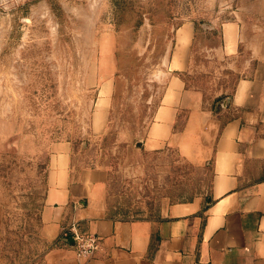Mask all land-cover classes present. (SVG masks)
I'll return each mask as SVG.
<instances>
[{
  "label": "rangeland",
  "instance_id": "374dc122",
  "mask_svg": "<svg viewBox=\"0 0 264 264\" xmlns=\"http://www.w3.org/2000/svg\"><path fill=\"white\" fill-rule=\"evenodd\" d=\"M187 22L194 38L181 79L204 108L219 107L264 52V0H0V264H40L51 248L39 229L55 144L106 172L111 218L156 220L209 194L207 165L141 145ZM228 24L239 37L233 56L222 50Z\"/></svg>",
  "mask_w": 264,
  "mask_h": 264
},
{
  "label": "crops",
  "instance_id": "0c3cea01",
  "mask_svg": "<svg viewBox=\"0 0 264 264\" xmlns=\"http://www.w3.org/2000/svg\"><path fill=\"white\" fill-rule=\"evenodd\" d=\"M235 29H222L228 56L238 52ZM193 32L190 22L175 32L166 88L141 145L148 151L173 147L207 165L209 194L172 204L156 220L111 218L103 206L106 172L76 165L71 144H55L39 229L51 248L40 264H264V52L253 55L258 62L251 78L239 80L219 107L204 108L201 93L181 79ZM100 92L105 101L111 87ZM72 226L99 240L92 258H76L64 240Z\"/></svg>",
  "mask_w": 264,
  "mask_h": 264
},
{
  "label": "built area",
  "instance_id": "2783aa9c",
  "mask_svg": "<svg viewBox=\"0 0 264 264\" xmlns=\"http://www.w3.org/2000/svg\"><path fill=\"white\" fill-rule=\"evenodd\" d=\"M70 230L75 242L73 250L76 258L89 259L100 250L99 240L96 237L81 235L76 232L74 226Z\"/></svg>",
  "mask_w": 264,
  "mask_h": 264
},
{
  "label": "water",
  "instance_id": "95a60500",
  "mask_svg": "<svg viewBox=\"0 0 264 264\" xmlns=\"http://www.w3.org/2000/svg\"><path fill=\"white\" fill-rule=\"evenodd\" d=\"M64 240L71 246L74 247L75 242L72 235L65 236Z\"/></svg>",
  "mask_w": 264,
  "mask_h": 264
}]
</instances>
